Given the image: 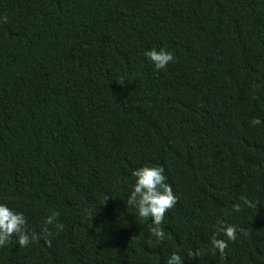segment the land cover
I'll return each instance as SVG.
<instances>
[{
  "label": "trees",
  "instance_id": "trees-1",
  "mask_svg": "<svg viewBox=\"0 0 264 264\" xmlns=\"http://www.w3.org/2000/svg\"><path fill=\"white\" fill-rule=\"evenodd\" d=\"M145 165L161 241L126 205ZM0 204L30 235L0 264H264V0H0Z\"/></svg>",
  "mask_w": 264,
  "mask_h": 264
},
{
  "label": "clouds",
  "instance_id": "clouds-1",
  "mask_svg": "<svg viewBox=\"0 0 264 264\" xmlns=\"http://www.w3.org/2000/svg\"><path fill=\"white\" fill-rule=\"evenodd\" d=\"M144 56L157 71L165 69L170 62H174L172 52L164 47L158 50L156 48L146 50ZM250 123L255 126L261 124V121L253 118ZM131 176L134 178V183L127 196L126 205L135 208L141 219L151 218L153 226L149 230L150 236L161 241L164 239V231L160 228V224L164 219V213L176 204L172 188L165 182L164 169L159 166L145 165L132 170ZM241 199L244 204L251 206L246 198ZM234 209L239 211V205H235ZM54 216L55 214L49 216L45 223H52ZM25 223V218L21 213L13 211L5 204H0V247L4 246L13 234L17 236L18 245L26 247L30 243V235L24 230ZM225 235L229 240L234 239L235 229L228 227ZM31 239H35L34 234L31 235ZM212 243L221 253L227 246L224 241L215 239ZM166 264H182V259L179 254L173 252L167 258Z\"/></svg>",
  "mask_w": 264,
  "mask_h": 264
}]
</instances>
